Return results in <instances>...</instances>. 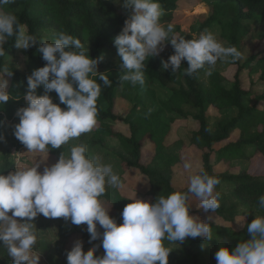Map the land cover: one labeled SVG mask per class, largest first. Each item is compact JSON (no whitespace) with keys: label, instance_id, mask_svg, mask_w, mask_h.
Masks as SVG:
<instances>
[{"label":"trees","instance_id":"16d2710c","mask_svg":"<svg viewBox=\"0 0 264 264\" xmlns=\"http://www.w3.org/2000/svg\"><path fill=\"white\" fill-rule=\"evenodd\" d=\"M121 1L14 0V3L4 5L0 10L14 14L18 22L25 26L26 32L37 38V44L26 50L27 57L34 62L36 70L47 63L38 52L41 42L52 43L61 32L79 39L88 50L90 58L103 57L107 50L117 51L114 38L121 33L125 21L129 19L116 6ZM182 1L185 0H158L164 10L161 20L170 23ZM207 4L211 12L198 24L199 30L219 25L220 38L225 46H234L241 53L236 60L228 57L229 67L235 69L231 79L227 78L225 71L213 69L210 70L211 74H207V85L203 86L200 81L202 70L192 76L185 75L184 69L188 67L186 61H182L181 69L175 73L171 68L164 70L161 61H167L174 54L167 41L158 56L150 57L144 62L143 85L137 83L133 86L130 82L120 81L122 60L119 56L117 62L102 60L97 66L98 73L108 75L111 87H105L98 75L91 77L101 84V94L97 100V123L89 132L85 144L91 151H104L106 140L117 142L116 174L123 184L132 174L147 180L148 190L144 196L149 203H155L160 195L167 197L176 191H187L188 187L176 189L172 182L175 170L182 163V152L186 144L181 139L170 143L166 141L172 125L187 119L193 120L197 126L191 133L189 142V146L197 150L200 158L196 174L207 172L220 180L214 189V194L219 193L220 207L215 212L204 211L206 219L208 218L205 223L211 227L212 239L188 237L183 242L165 240L164 245L171 250L169 264H216L215 253L220 247L233 249L240 242L251 238L247 232L249 216L232 204L231 196L223 190V185L229 184L235 199L254 208V212L257 208L258 216H264V208L258 205V198L264 195V175L250 174L247 169L239 173L230 171L234 161L250 160L255 155L264 157V48L247 58L243 53V41L250 32L247 22L258 18L259 24L264 28V0H207ZM178 35L184 37L181 33ZM14 43L15 37L8 38L4 46L6 55L0 57V66L6 64L13 72L11 77L5 76L10 100L4 105L0 104V125L5 119H12L19 108L27 106L23 97L28 90L27 78L32 73L21 74L12 64V56L17 49ZM253 66L260 68L259 78L249 81L250 75L244 72L252 71ZM155 85L164 90V98L154 88ZM36 94L44 95V88H38ZM117 94L130 107L124 117H119L114 111ZM49 95L53 103L62 109L66 107L60 104L54 91ZM231 109L236 112L232 118L216 121L211 127L210 110L221 113ZM117 121L126 128V134L113 128ZM0 135L5 136L1 130ZM233 135L236 136L235 141H231ZM220 144L222 145L217 148ZM146 147L151 148V155L144 162L142 154ZM245 148H252L255 153H247ZM48 152L52 157L60 158L57 157V150L50 146ZM9 157V153L3 157L0 174L7 175L11 170ZM219 164L224 167L222 171L216 168ZM192 199L197 198L190 196L188 202ZM100 200L109 210V216L115 219L118 226L121 225V212L132 200L122 195L121 189L114 187H106ZM194 212L197 211L190 210V214ZM39 217L43 221L53 219L42 215ZM238 221H241L240 226H235ZM97 229L101 233V239L90 244L87 225H73L68 219L59 225L55 238L43 235L36 241L33 250L44 256L49 264H67L66 253L71 250L75 241H83L84 252L93 245L101 244L104 229L99 224ZM103 254L104 250L100 247L96 255ZM0 264H13L4 246H0Z\"/></svg>","mask_w":264,"mask_h":264},{"label":"clouds","instance_id":"9594fccd","mask_svg":"<svg viewBox=\"0 0 264 264\" xmlns=\"http://www.w3.org/2000/svg\"><path fill=\"white\" fill-rule=\"evenodd\" d=\"M12 3L14 0H0V8ZM124 6L132 9V15L113 42L122 60L121 82L143 85L144 62L158 56L166 41L174 54L161 63L164 70L171 68L174 73L181 69L182 61L188 64L185 75L192 76L205 66L211 74L218 60L240 58L236 47L224 46L210 31L197 39H185L174 33L171 23L165 27L161 23L164 10L158 0H124ZM11 37H15L18 49L27 50L37 44V38L26 32L14 14L0 10V57L6 55L4 46ZM38 52L47 63L27 78L28 90L23 97L27 106L17 110L19 123L13 132L27 152H45L49 146L59 149L90 132L97 123L101 94V84L91 77L98 75L105 87L112 86L108 75L97 71L103 57L90 58L81 41L71 35L61 32L54 42H41ZM12 75L6 64L0 66V104L10 100L5 76ZM41 86L45 94L38 96L36 90ZM53 91L65 108L53 103L49 95ZM191 167L190 162H185L186 170ZM39 168L37 163L0 174V246L7 248L13 264H38L39 257L32 259L37 241L32 221L38 215L70 219L77 226L86 224L90 244L101 239L97 224L104 229L101 244L87 252L83 241H75L66 253L67 264H169L171 250L164 245L165 240L212 239L210 225L190 215L188 204L190 196H195L205 212H215L220 207L219 193L214 194L220 180L207 172L192 175L186 192L160 195L155 203L138 199L128 203L121 212L123 223L118 226L100 197L106 185L122 189L124 184L111 164H101L98 158L87 156L86 145L71 147L69 155L62 153L43 172ZM258 205L264 208V195L258 198ZM247 232L251 238L235 248H219L216 264H264V216H256L247 225ZM100 247L104 254L97 256Z\"/></svg>","mask_w":264,"mask_h":264},{"label":"rangeland","instance_id":"374dc122","mask_svg":"<svg viewBox=\"0 0 264 264\" xmlns=\"http://www.w3.org/2000/svg\"><path fill=\"white\" fill-rule=\"evenodd\" d=\"M118 10L120 12H123L127 17L130 18L132 15V9L126 8L124 6V0L121 2H118L116 4ZM210 7L207 4V0H198V1H189L185 0L179 3L177 10L175 11L172 21L170 22L173 25V31L174 33L183 34L185 39H197L200 34L204 33L206 30L212 32L217 39L225 46V43L220 38V28L219 25H212L210 28L200 31L198 24L203 21V19L210 14ZM161 23L167 27V24L161 20ZM248 26L250 27V32L248 36L244 39L243 43V53L247 57L250 55L259 53L264 48V28L261 27L259 24L258 18H253L250 21L247 22ZM118 60V54L115 50H107L105 54L103 55V61L104 62H111ZM12 64L21 72V74L29 75L35 70L34 62L29 60L27 57L26 50L23 49H16L14 55L12 56ZM254 67V66H253ZM216 69L219 71H225L227 73V78L231 79L234 70L231 67H229L228 64V58H225L223 60H218L216 65L211 68V70ZM202 70V74L200 76V81L203 86L207 85V74L209 72V69L207 66H205ZM247 73L248 76L251 78L249 81H256L259 78L260 74V68H257L255 66L252 71L244 72ZM245 86H247V80L245 79ZM155 89H157V92H159L160 96L162 98L165 97V92L163 89L158 88L157 85L154 86ZM115 102V113L119 117H124L127 112L129 111L130 107L127 105V103L122 100V97H120L117 94ZM234 110H227L223 111L221 113L210 110L209 112V123L211 127L214 126L216 121L223 120V119H230L235 115ZM19 123L18 117L15 115L12 119L7 120L5 119L2 124L0 125V130L4 133V141L0 142V170L2 168L3 163V157L7 153L10 155L11 160V170L9 172L15 171V168L17 167H32L35 166L37 163L40 164V168L38 169L40 172H43L44 167H50L53 164H55L59 159L52 157L48 151L45 152H27L28 149L25 145L21 146V142L18 141L13 132H14V126ZM113 128L120 131L121 133L127 132L126 128L120 123V121H117L113 124ZM197 129L196 123L193 120L187 119V120H179L175 124L172 125V130L167 138V143H170L176 139H181L186 144V147L184 148L182 152V163L181 165L175 170V178L173 182V185L176 189H183L189 186V180L190 177L197 173L199 167H200V158L198 155V152L195 148L189 146L191 133ZM89 137V132L82 134L78 138H74L70 140L67 144L62 145L61 148L55 149L57 150L58 156L60 157L62 153H64L65 156L69 155L70 149L73 146L85 144ZM236 136L233 135L231 138V141H235ZM223 144V143H222ZM222 144L218 145L220 147ZM21 147H20V146ZM87 146V145H86ZM247 153H255V151L252 148H245ZM115 152H118V145L117 142L114 140H106L105 144V150L103 149H96L94 151L89 150L87 147V156L89 158H98L99 162L101 164H111L114 173H116L117 169V160L115 157ZM143 161L147 162L151 155V148L146 147L143 150ZM185 162H190L192 164V167L190 169H185L184 164ZM218 171H222L224 167L219 164L218 167H216ZM248 170L250 174L253 175H264V157L262 155H255L254 158H251L250 160L246 161H234L231 166V172L232 173H239L243 170ZM106 187L109 188V186L106 185ZM223 190L231 196L232 204L237 206V209L244 213L245 215H248L251 221L258 216L257 214V208L256 212L253 211L254 208H250L249 206L240 203L237 199H235L232 196L231 186L229 184H225L222 186ZM148 190V184L147 180L141 178L137 174H132L129 177H127L126 181L124 182V187L121 189L122 195L132 200V202L135 199L142 200L145 202H149L148 198L145 197V193ZM190 205L191 211H197L194 213H191L190 215L199 217L201 221L206 222V214L202 208H199L200 201L198 199H192L188 202ZM11 215V213H9ZM18 220L20 218H17ZM66 220L64 218H53V219H47V220H41L39 215L37 218H35L34 221V231L37 236V241L40 239L43 235H50V237H56L57 235V229L59 225L63 224ZM241 221H238L237 224L240 226ZM56 242L54 243L55 246ZM38 259V264H49L47 259L32 250V259L36 260Z\"/></svg>","mask_w":264,"mask_h":264}]
</instances>
